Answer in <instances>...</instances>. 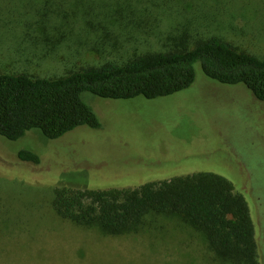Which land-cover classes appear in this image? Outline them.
Listing matches in <instances>:
<instances>
[{
    "label": "trees",
    "instance_id": "obj_1",
    "mask_svg": "<svg viewBox=\"0 0 264 264\" xmlns=\"http://www.w3.org/2000/svg\"><path fill=\"white\" fill-rule=\"evenodd\" d=\"M3 1L0 35L20 41L0 51V136L10 141L30 131L56 140L80 127L101 129L85 95L168 97L195 83L197 63L207 78L244 85L264 102V59L213 36L216 21L197 14L212 0H19L9 10ZM51 62L58 74L37 75ZM18 158L40 164L31 151ZM50 203L62 221L102 237L164 233L173 222L200 237L217 264H260V215L215 173L106 190L59 186Z\"/></svg>",
    "mask_w": 264,
    "mask_h": 264
},
{
    "label": "rangeland",
    "instance_id": "obj_2",
    "mask_svg": "<svg viewBox=\"0 0 264 264\" xmlns=\"http://www.w3.org/2000/svg\"><path fill=\"white\" fill-rule=\"evenodd\" d=\"M2 3L9 10L20 2ZM208 4L210 10H196L216 21L213 36L264 59V0ZM0 42L6 51L20 41L1 34ZM59 72L51 62L37 75ZM196 73L190 88L158 99L85 95L102 123L98 130L80 127L56 140L39 131L18 141L0 136V264H217L200 237L173 222L164 233L107 238L62 221L50 203L59 186L106 190L202 172L228 179L260 215L264 264V102L244 85L207 78L200 63ZM25 150L40 164L20 161Z\"/></svg>",
    "mask_w": 264,
    "mask_h": 264
}]
</instances>
